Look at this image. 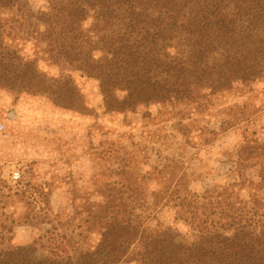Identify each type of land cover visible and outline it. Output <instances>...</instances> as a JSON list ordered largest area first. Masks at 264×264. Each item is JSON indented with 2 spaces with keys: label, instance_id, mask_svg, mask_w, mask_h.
<instances>
[{
  "label": "trees",
  "instance_id": "trees-1",
  "mask_svg": "<svg viewBox=\"0 0 264 264\" xmlns=\"http://www.w3.org/2000/svg\"><path fill=\"white\" fill-rule=\"evenodd\" d=\"M17 1L0 0V15L12 16H0V86L63 109L85 111L82 96L68 74L50 77L39 60L95 80L105 111L115 113L155 104L203 117L212 98L264 77V0H45L38 11ZM16 36L34 58L21 54ZM236 155L231 182L199 194L186 172L166 178V164L137 177L129 198L171 206L185 239L126 218L123 198L111 192L98 204L95 246L0 244V264H264V143H246ZM148 181L157 192L139 191ZM233 186L246 187L247 200Z\"/></svg>",
  "mask_w": 264,
  "mask_h": 264
},
{
  "label": "rangeland",
  "instance_id": "rangeland-1",
  "mask_svg": "<svg viewBox=\"0 0 264 264\" xmlns=\"http://www.w3.org/2000/svg\"><path fill=\"white\" fill-rule=\"evenodd\" d=\"M16 3H26L33 11L46 8L45 0ZM1 15L12 19L6 12ZM18 37L13 38L21 54L34 58L32 45ZM38 63L50 77L68 74L85 111L63 109L44 96L0 86V244L54 241L93 247L102 227L98 204L111 192L123 198L119 209L126 218L148 228L161 225L185 239L188 229L175 219L171 206L129 198L137 177L166 164V178L186 172L191 175L188 189L199 194L231 182L241 146L264 143V77L212 98L203 117L174 116L175 111L155 104L115 113L105 111L95 80L68 71L63 63ZM260 164L264 166V159ZM247 170L246 175L258 182L256 170ZM14 172L19 173L17 180ZM158 189L153 181L139 187L149 193ZM230 189L247 200L246 187Z\"/></svg>",
  "mask_w": 264,
  "mask_h": 264
},
{
  "label": "built area",
  "instance_id": "built-area-1",
  "mask_svg": "<svg viewBox=\"0 0 264 264\" xmlns=\"http://www.w3.org/2000/svg\"><path fill=\"white\" fill-rule=\"evenodd\" d=\"M3 128V126L2 125H0V130ZM19 178V173L18 172H14L13 173V179L14 180H17Z\"/></svg>",
  "mask_w": 264,
  "mask_h": 264
}]
</instances>
